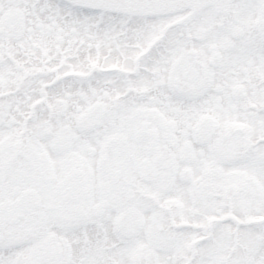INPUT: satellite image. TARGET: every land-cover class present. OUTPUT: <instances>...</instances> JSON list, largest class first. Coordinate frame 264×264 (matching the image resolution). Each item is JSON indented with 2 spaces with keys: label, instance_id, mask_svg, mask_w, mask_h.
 <instances>
[{
  "label": "snow or ice",
  "instance_id": "snow-or-ice-1",
  "mask_svg": "<svg viewBox=\"0 0 264 264\" xmlns=\"http://www.w3.org/2000/svg\"><path fill=\"white\" fill-rule=\"evenodd\" d=\"M0 264H264V0H0Z\"/></svg>",
  "mask_w": 264,
  "mask_h": 264
}]
</instances>
